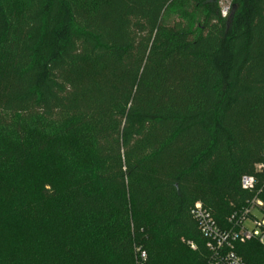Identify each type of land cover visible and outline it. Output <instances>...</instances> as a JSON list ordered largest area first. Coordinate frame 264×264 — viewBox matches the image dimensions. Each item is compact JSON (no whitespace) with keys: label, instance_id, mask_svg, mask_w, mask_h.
I'll return each mask as SVG.
<instances>
[{"label":"trees","instance_id":"trees-1","mask_svg":"<svg viewBox=\"0 0 264 264\" xmlns=\"http://www.w3.org/2000/svg\"><path fill=\"white\" fill-rule=\"evenodd\" d=\"M19 1L0 0V184L25 250L0 264H137L138 247L204 264L194 204L224 230L253 199L264 216V0L226 17L219 0ZM234 251L264 264L255 240Z\"/></svg>","mask_w":264,"mask_h":264},{"label":"built area","instance_id":"built-area-1","mask_svg":"<svg viewBox=\"0 0 264 264\" xmlns=\"http://www.w3.org/2000/svg\"><path fill=\"white\" fill-rule=\"evenodd\" d=\"M227 13V9H221L222 17H226ZM254 186L253 177L245 176L241 178V187L243 189L252 190ZM260 205L253 199L240 213L234 212L231 214L228 219L231 228L224 230L216 225L201 204H194L190 210V216L195 221L201 236L206 240L205 247L208 254L204 264H244L241 257L234 251L236 244L255 240L264 245V216L257 208ZM254 210L260 212L262 218L260 221H254V229L248 231L244 228V224ZM188 244L191 249H195L194 244ZM145 261L146 253L137 250V264H144Z\"/></svg>","mask_w":264,"mask_h":264},{"label":"rangeland","instance_id":"rangeland-1","mask_svg":"<svg viewBox=\"0 0 264 264\" xmlns=\"http://www.w3.org/2000/svg\"><path fill=\"white\" fill-rule=\"evenodd\" d=\"M79 3L85 5V6H91L94 1L96 0H77ZM231 0H219V6L221 9H227L229 10ZM8 7L10 11L13 14H19L24 9V4L20 2L19 0H7ZM259 167H256L258 169ZM11 183L4 181L2 184H0V212L5 214L6 216L0 220V255H3V258H12L14 256V252L17 251L18 243L22 239V235L18 231V227L23 224L22 222V213L18 211L20 203H21V197H18L11 193ZM29 196H33L34 198L37 195V189L35 187H29ZM256 202L260 203V208L263 205V202L261 200H256ZM256 204V203H255ZM262 218L260 212L257 210H254L249 218L246 220L244 224V228L248 231H252L254 229V221H260ZM258 242V241H257ZM259 243V242H258ZM261 244V243H259ZM262 245V244H261ZM264 247V245H262ZM177 250L180 252V249L184 248L185 251H190L189 244L181 239ZM25 250V249H24ZM24 250L20 247V249L17 251L20 253L21 259L24 257ZM140 251H143L141 249H138ZM187 254V258L191 255H188V252L181 253V256H185ZM35 262V260L33 261ZM192 262V261H191ZM10 262L9 264H11ZM146 262H144L145 264Z\"/></svg>","mask_w":264,"mask_h":264}]
</instances>
